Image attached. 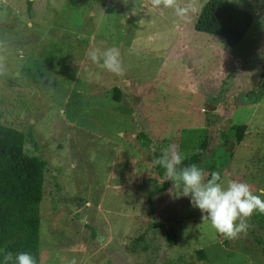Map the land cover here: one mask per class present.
Here are the masks:
<instances>
[{"label": "rangeland", "instance_id": "374dc122", "mask_svg": "<svg viewBox=\"0 0 264 264\" xmlns=\"http://www.w3.org/2000/svg\"><path fill=\"white\" fill-rule=\"evenodd\" d=\"M208 1L0 0V124L45 164L40 264H264V214L228 239L156 192L161 150L204 141L206 173L264 189V0H227L255 17L234 49L195 31ZM113 46L121 76L86 58Z\"/></svg>", "mask_w": 264, "mask_h": 264}, {"label": "trees", "instance_id": "16d2710c", "mask_svg": "<svg viewBox=\"0 0 264 264\" xmlns=\"http://www.w3.org/2000/svg\"><path fill=\"white\" fill-rule=\"evenodd\" d=\"M31 4V3H29ZM254 15L227 0H209L194 25L196 32L224 39L234 49L254 24ZM115 100L119 101L118 91ZM245 127L238 128L237 142L242 141ZM22 132L0 124V249L13 254L32 253L40 264V218L43 200L45 164L24 150ZM207 150L204 141L184 164L199 165ZM171 182L157 189L165 191Z\"/></svg>", "mask_w": 264, "mask_h": 264}, {"label": "clouds", "instance_id": "9594fccd", "mask_svg": "<svg viewBox=\"0 0 264 264\" xmlns=\"http://www.w3.org/2000/svg\"><path fill=\"white\" fill-rule=\"evenodd\" d=\"M86 58L101 70L117 76L124 73L118 47H91L86 51ZM95 75L99 78V73ZM184 160L181 152L169 146L152 163L164 169L176 198H188L190 205L200 211L201 219L225 238L246 233L254 212L264 214V189L254 193L248 183L224 182L220 173L209 175L195 163L185 165ZM0 264H37V260L28 251L13 254L0 249Z\"/></svg>", "mask_w": 264, "mask_h": 264}, {"label": "water", "instance_id": "95a60500", "mask_svg": "<svg viewBox=\"0 0 264 264\" xmlns=\"http://www.w3.org/2000/svg\"><path fill=\"white\" fill-rule=\"evenodd\" d=\"M145 2V4L147 5H151L154 6L156 4H158L161 0H143Z\"/></svg>", "mask_w": 264, "mask_h": 264}]
</instances>
